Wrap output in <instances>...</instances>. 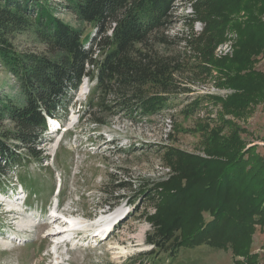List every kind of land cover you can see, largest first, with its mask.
<instances>
[{"label": "trees", "instance_id": "trees-1", "mask_svg": "<svg viewBox=\"0 0 264 264\" xmlns=\"http://www.w3.org/2000/svg\"><path fill=\"white\" fill-rule=\"evenodd\" d=\"M57 1L77 20L91 25L95 37H84L81 29L57 16V5L52 0H0V66L4 73L17 79L16 93L20 97L13 100L0 94V122L8 120L13 124L11 136L20 144H7L6 135L0 137L1 191L6 183L12 184L8 180L11 170L20 186L32 189V179L18 169L29 160L42 158L43 151L35 150L34 146L41 140L47 118L57 120L66 111L83 79L94 82L88 89V105L98 107L99 112L110 113L115 109L121 115L153 113L161 107V101L168 99L169 93H176L182 85V80L175 76L181 73L180 62L177 57L161 55L154 50V44L160 47L167 44L177 3L185 5L191 1L192 16L203 24L202 33L194 36L190 31L180 43L191 46L194 56L203 60L197 67H205L201 72L205 80H211L212 86L224 85L233 91L223 101L213 96L209 99L219 102L226 114L235 116L248 112L253 94L264 89L260 75L263 73L243 70L246 64L256 61L258 52L264 51V21L250 15L247 0ZM214 3L226 11L242 4L248 13L246 20L233 26L238 34L235 44L238 51L231 58L214 59V49L229 27L225 10L211 17ZM24 33L38 39L44 45V53L18 49L15 40ZM206 35L210 38L208 42ZM234 64L239 71L236 74H241L238 77L229 76L228 70ZM216 68L219 74L223 72V77L212 74ZM158 93L162 96L158 97ZM109 99L114 103H108ZM221 122L222 127L228 123L232 126L230 120ZM216 128L208 133L206 158L185 156L187 163L176 162L177 168L170 164V168L177 169V176L137 195L143 198L150 193L147 199L153 201L154 192L162 186L169 196L155 206V215L149 218L153 231L146 241L153 249L173 257L180 248L207 245L217 250L231 249L234 256L253 263L255 257L248 246L241 251L235 241L246 242L256 225L264 227V159H259V166L248 176L244 171L245 156L235 149L239 137L231 133L222 138ZM216 146L220 148L208 149ZM170 156L176 161L182 154L178 158ZM171 187L173 191H166ZM202 212L208 214V220L203 219ZM228 242L229 248L221 247Z\"/></svg>", "mask_w": 264, "mask_h": 264}, {"label": "rangeland", "instance_id": "rangeland-1", "mask_svg": "<svg viewBox=\"0 0 264 264\" xmlns=\"http://www.w3.org/2000/svg\"><path fill=\"white\" fill-rule=\"evenodd\" d=\"M52 2L57 5V16L72 27L81 29L84 37H95V29L91 25L77 20L66 8L59 6L57 0ZM191 5V1L185 5H175L176 17L174 25L168 30L167 44L164 47L154 44V50L163 56L177 57L181 66V73L175 76L182 80V85L176 93H169L168 99L159 103L160 108L143 115H121L115 109L110 113L99 112L98 107H89V98L83 95L94 85L92 80L85 78L80 86L83 89L79 88L72 95L66 111L58 116L59 123H48L40 142L34 146L35 150L43 151L42 158L29 160L18 169L32 179V189L20 186L13 170L8 172V180L12 184L6 183V188L0 190L3 193L0 195V264H56L60 259L63 260L62 264L263 263L264 227L258 225L248 241H235L236 248L241 251L248 246L250 254L255 257L253 263L244 257L234 256L231 249L217 250L207 245L180 248L173 257L153 249L146 241L147 235L153 231L149 218L155 215V206L169 196L164 194L162 186L154 192L153 201L147 199L150 193L140 198L141 191L152 190L155 185L167 183L177 176L175 164L187 163L185 156L206 158L204 153L211 129L217 127L216 133L222 138L231 133L239 137L235 149L245 156L244 171L248 176L259 166V159H264V89L253 94L254 101L248 112H239L235 116L226 114L219 102L209 99L213 96L223 101L233 91L225 89L224 85L212 86L211 80H205L201 76L205 67H197L203 60L194 56L191 46L180 43L190 31L194 36L202 33L203 24L195 21ZM246 5L250 6L248 10L251 16L264 21V0H247ZM224 10L226 25L230 28H226L223 41L215 47V53L220 57L214 56V59L231 58L234 51H238L235 48L238 34L233 26L246 20L248 14L242 4L226 11L219 3H214L210 8L211 17L213 13ZM205 38L207 42L210 39L208 35ZM15 44L26 52L44 53L45 50L38 39L27 33L19 35ZM226 52L229 54L225 55ZM239 53L242 51L239 50ZM98 54L96 51L95 55ZM257 56L256 61L246 64L243 70L248 68L261 72L264 80V51L258 52ZM237 68L236 64L231 65L229 76L241 75L236 74L239 72ZM212 74H217V78L223 77V72L219 74L217 68L216 73ZM17 84V79L4 73L0 66V94L13 100L19 99ZM157 96L162 95L158 93ZM196 101L198 105L193 104ZM107 102L114 103L110 99ZM228 120L232 126L228 123L223 128L221 121ZM68 128L71 129L65 133ZM13 130L10 121L0 122V137L6 135L7 144L20 145L11 136ZM219 148L208 149L213 151ZM181 154L182 157L176 161L170 156L178 158ZM170 164L175 167L170 168ZM238 188L241 189L242 185ZM51 189L53 191L50 193ZM166 191H173V188ZM57 199L60 204L55 214L51 206ZM60 213L66 218L70 217L69 220L80 219L82 222L102 221L110 214L116 215L112 222L107 223L109 229L106 228L102 234H94L97 236L95 238L89 236L83 239V232L79 231L76 245L69 248L67 242H59L68 229L60 219L58 224H53V229L59 231L60 236H47L50 228L47 223L50 224L53 216ZM201 216L209 219L204 212ZM6 232L14 238H9ZM111 247L117 249L113 251ZM221 247L227 249L230 243ZM51 250L56 252L55 255L49 254Z\"/></svg>", "mask_w": 264, "mask_h": 264}, {"label": "bare ground", "instance_id": "bare-ground-1", "mask_svg": "<svg viewBox=\"0 0 264 264\" xmlns=\"http://www.w3.org/2000/svg\"><path fill=\"white\" fill-rule=\"evenodd\" d=\"M81 89V88H80ZM83 89V88H82ZM81 89V90H82ZM69 130H67L65 133H67ZM53 132V131H52ZM115 215H116V213H113V214H110V215H108V217L107 218H104V220H102V221H96V222H93V223H89V224H87L86 222H82V221H80V219L79 220H69V218H66V217H63L64 218V221H67L68 222V224L69 225H71L72 226V228H70L69 229V231H73V230H83V231H85V229L86 228H90L91 227V229L93 228V230H94V232H96V233H94V234H102L103 232H105L106 231V228H108V224L107 223H109V222H112V220H114L115 219ZM102 219V218H101ZM104 221V222H103ZM57 222H59V220H58V218H54L52 221L50 220V224H48L47 223V226L48 227H50L49 228V232H48V235L47 236H49V237H59L60 236V234H59V231H55L54 229H53V224H56ZM95 223V224H94ZM58 224V223H57ZM60 224V223H59ZM95 225V226H94ZM111 225V224H110ZM99 227V228H98ZM84 228V229H83ZM85 237H89V236H91L92 238H95V237H97L96 235H89V233H82ZM5 235H7L8 236V232H6L5 233ZM9 238H14V237H11V236H8ZM65 237L66 238H70L71 237V234L68 232V235H65ZM60 241H62V239H60ZM59 241V242H60ZM1 245H2V243H0ZM62 244V243H61ZM117 249V247H111V250H116ZM108 250V249H107ZM112 251V252H113ZM114 254H117L116 252H113ZM122 253H123V251H122Z\"/></svg>", "mask_w": 264, "mask_h": 264}, {"label": "built area", "instance_id": "built-area-1", "mask_svg": "<svg viewBox=\"0 0 264 264\" xmlns=\"http://www.w3.org/2000/svg\"><path fill=\"white\" fill-rule=\"evenodd\" d=\"M216 50H217V48L214 50V54H215V56H219V57H220V55H217V54L215 53ZM229 51H230V50H229ZM229 51H228V52H229ZM228 52H226L225 55L229 54ZM225 55H224V56H225ZM221 56H222V55H221Z\"/></svg>", "mask_w": 264, "mask_h": 264}]
</instances>
